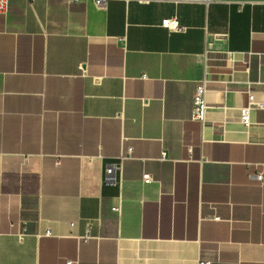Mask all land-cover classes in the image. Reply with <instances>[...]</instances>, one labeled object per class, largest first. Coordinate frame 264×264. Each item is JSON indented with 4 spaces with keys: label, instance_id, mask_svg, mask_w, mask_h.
I'll return each mask as SVG.
<instances>
[{
    "label": "crops",
    "instance_id": "crops-1",
    "mask_svg": "<svg viewBox=\"0 0 264 264\" xmlns=\"http://www.w3.org/2000/svg\"><path fill=\"white\" fill-rule=\"evenodd\" d=\"M171 17L184 29L163 27ZM203 78L205 124L191 119ZM251 93L264 102V0H9L0 264H264V184L250 177L264 172V109L240 120ZM128 148L122 187L104 184Z\"/></svg>",
    "mask_w": 264,
    "mask_h": 264
},
{
    "label": "built area",
    "instance_id": "built-area-1",
    "mask_svg": "<svg viewBox=\"0 0 264 264\" xmlns=\"http://www.w3.org/2000/svg\"><path fill=\"white\" fill-rule=\"evenodd\" d=\"M70 1H81V0H70ZM98 6L105 7L108 3L112 0H94ZM126 2L132 0H124ZM141 3H151V2H172L176 4L180 3H210L212 0H136ZM9 10V0H0V13H7ZM162 26L167 28L170 31H181L184 27L180 24V21L177 17L165 18L162 20ZM213 42H208V46L206 52L214 50ZM229 52V51H228ZM82 70L85 71L83 68L84 64H81ZM142 77L144 79L147 78L146 74H143ZM208 80L203 78L199 80L196 84L195 92L192 98V110H191V119L201 122L205 124L207 121V114L210 109V105L207 101V92H208ZM256 109H264V102H258L255 100L254 94L249 95V102L247 105L241 108L240 112V120L246 127H251L253 125L252 120V111ZM132 153V148H128L126 154H122L118 156L114 161L109 162L104 167V175H103V182L106 185L110 186H119L122 187L123 183V175H124V161L127 157H129ZM162 159L168 158V152L164 150L161 153ZM29 161V157H25V162ZM251 178H255L264 184V172L263 171H256L250 174ZM143 180L145 183H150L153 181V175L149 172H145L143 174ZM117 202L113 204L112 210L117 212L118 214L121 213L122 210V196L117 197ZM218 218V217H217ZM73 224V223H72ZM47 234H51L50 230L46 231ZM86 237H89V234H86ZM66 264H74V260H67Z\"/></svg>",
    "mask_w": 264,
    "mask_h": 264
}]
</instances>
